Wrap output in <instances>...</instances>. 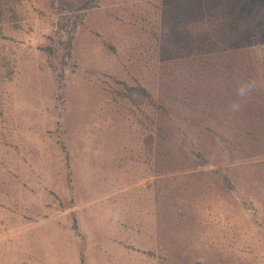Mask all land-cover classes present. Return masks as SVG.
<instances>
[{"label": "rangeland", "instance_id": "rangeland-1", "mask_svg": "<svg viewBox=\"0 0 264 264\" xmlns=\"http://www.w3.org/2000/svg\"><path fill=\"white\" fill-rule=\"evenodd\" d=\"M0 264H264V0H0Z\"/></svg>", "mask_w": 264, "mask_h": 264}, {"label": "trees", "instance_id": "trees-1", "mask_svg": "<svg viewBox=\"0 0 264 264\" xmlns=\"http://www.w3.org/2000/svg\"><path fill=\"white\" fill-rule=\"evenodd\" d=\"M71 40H72V37H71V38L68 40V42H67V49H70V47H71ZM131 91H132V92H130L131 94H130V96H129L130 98L133 97V95H140L139 92H140V93H145V94H146V92H144V90H142V89H140V88H139V89H136V90H135V89H132ZM137 91H138V92H137ZM147 97H148V94H147Z\"/></svg>", "mask_w": 264, "mask_h": 264}, {"label": "clouds", "instance_id": "clouds-1", "mask_svg": "<svg viewBox=\"0 0 264 264\" xmlns=\"http://www.w3.org/2000/svg\"><path fill=\"white\" fill-rule=\"evenodd\" d=\"M245 91H246V89H241L240 90V95L243 96L245 94Z\"/></svg>", "mask_w": 264, "mask_h": 264}]
</instances>
